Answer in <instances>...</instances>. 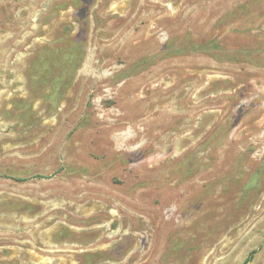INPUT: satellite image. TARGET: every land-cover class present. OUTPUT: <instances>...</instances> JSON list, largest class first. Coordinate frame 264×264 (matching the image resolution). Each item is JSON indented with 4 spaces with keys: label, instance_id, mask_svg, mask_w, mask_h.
Segmentation results:
<instances>
[{
    "label": "rangeland",
    "instance_id": "374dc122",
    "mask_svg": "<svg viewBox=\"0 0 264 264\" xmlns=\"http://www.w3.org/2000/svg\"><path fill=\"white\" fill-rule=\"evenodd\" d=\"M133 96L161 105L149 144L85 139ZM247 258L264 264V0H0V264Z\"/></svg>",
    "mask_w": 264,
    "mask_h": 264
},
{
    "label": "bare ground",
    "instance_id": "6f19581e",
    "mask_svg": "<svg viewBox=\"0 0 264 264\" xmlns=\"http://www.w3.org/2000/svg\"><path fill=\"white\" fill-rule=\"evenodd\" d=\"M151 64H153V63H151ZM139 79L143 80L144 76H141ZM129 82L127 85L123 84V86L124 85L127 86L126 87L127 89L130 88ZM131 82H133V81H131ZM110 102H112V101H107V103H110ZM153 104L156 105L157 109L161 108L160 103H157L155 100L150 101V103L149 102L146 103L145 98L143 101V99L141 100V98L139 96L131 97L128 101L121 103V105L123 106L121 111H117L116 109L112 110V112H113L112 117L108 118L106 120V123L103 124L104 130H103L102 135H96V134H94V131L91 130V131L87 132L85 139L91 138L92 141L94 142V141H96L95 138L98 139V138L102 137L101 138L102 143L100 142V144H114L116 146H118L119 144H135V143L138 144L139 142H142V144H149V140L152 139V136H153L150 132V125L153 123L154 124L156 123L155 127L158 128V126L161 125V123H163V122H161V121H163L162 117L156 118V117H152V114H149L148 110H150V107H152ZM129 107H130V109H133L132 113H129V111L127 110V108H129ZM173 108L174 107H171V109H169V110H172ZM147 113H148V115H147ZM161 113H163V112L161 111ZM146 115H147V117H145ZM142 117H144V118H142ZM164 117H165L164 119L171 118V116H164ZM100 186H101V184H97V186H95L93 188L91 187V188L95 192V190L97 191V190L101 189Z\"/></svg>",
    "mask_w": 264,
    "mask_h": 264
},
{
    "label": "trees",
    "instance_id": "16d2710c",
    "mask_svg": "<svg viewBox=\"0 0 264 264\" xmlns=\"http://www.w3.org/2000/svg\"><path fill=\"white\" fill-rule=\"evenodd\" d=\"M250 261V258H247L243 264H247Z\"/></svg>",
    "mask_w": 264,
    "mask_h": 264
}]
</instances>
